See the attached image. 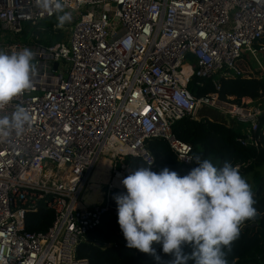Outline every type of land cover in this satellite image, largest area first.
Here are the masks:
<instances>
[{
    "label": "built area",
    "instance_id": "obj_1",
    "mask_svg": "<svg viewBox=\"0 0 264 264\" xmlns=\"http://www.w3.org/2000/svg\"><path fill=\"white\" fill-rule=\"evenodd\" d=\"M70 21L37 0H0V51L28 48L32 87L0 109L29 116L23 131L0 138V264H87L77 247L105 215L114 183L139 157L155 169L146 141L163 138L179 162L191 146L173 123L211 108L256 144L264 110L194 96L192 77L238 75L246 55L264 73V0H62ZM62 14V13H60ZM66 27L63 41L43 43ZM103 159L109 162L103 199L87 203L84 189ZM45 198L53 221L45 232L24 229V215Z\"/></svg>",
    "mask_w": 264,
    "mask_h": 264
},
{
    "label": "clouds",
    "instance_id": "obj_2",
    "mask_svg": "<svg viewBox=\"0 0 264 264\" xmlns=\"http://www.w3.org/2000/svg\"><path fill=\"white\" fill-rule=\"evenodd\" d=\"M37 2L59 14L58 27L71 20L62 0ZM32 59L28 48L0 51V109L32 87ZM28 120L20 107L0 116V138L21 133ZM193 159L195 166L183 176L167 167L158 172L138 167L121 179L125 191L113 197L125 246L151 255L156 264H187L189 259L193 264H227L224 249L238 237L243 222L257 214L238 166L226 161L216 167L208 159ZM154 244L172 259L162 262ZM185 246L191 252L185 253Z\"/></svg>",
    "mask_w": 264,
    "mask_h": 264
},
{
    "label": "trees",
    "instance_id": "obj_3",
    "mask_svg": "<svg viewBox=\"0 0 264 264\" xmlns=\"http://www.w3.org/2000/svg\"><path fill=\"white\" fill-rule=\"evenodd\" d=\"M238 75L222 76L215 87L211 78L192 77L188 82L189 91L196 97H204L217 93L218 99L228 103L239 104L242 98L252 101L264 97V73L254 70L246 55L237 60ZM264 110V108H262ZM206 110H200L196 116H183L172 125V133L176 138L191 146V161L183 164L163 138H152L146 141L148 151L154 158L155 169L147 166L139 157H127L124 162L129 173L138 167H149L152 171H160L167 167L178 175H185L195 166L196 156L208 159L221 167L226 161L238 166L240 175L250 185L254 207L257 214L245 220L240 226L238 237L230 247L224 249L227 264H264V133L261 126L264 116L259 118L254 135L256 144L245 143L241 130L232 123L217 117H210ZM128 173V174H129ZM127 174V175H128ZM100 184L90 181L83 195L87 203L98 204L102 198ZM113 190L109 202L116 207ZM45 198L38 201L35 210H27L24 215V229L29 232H45L53 221V211L46 207ZM99 243V245H96ZM162 262L172 259L169 254L154 244ZM184 252H191L190 246ZM77 258L87 260V264H156L153 257L136 249H128L117 224V216L105 215L88 231L86 241L77 247ZM187 264H193L191 259Z\"/></svg>",
    "mask_w": 264,
    "mask_h": 264
},
{
    "label": "rangeland",
    "instance_id": "obj_4",
    "mask_svg": "<svg viewBox=\"0 0 264 264\" xmlns=\"http://www.w3.org/2000/svg\"><path fill=\"white\" fill-rule=\"evenodd\" d=\"M57 17L48 21V24L52 25L55 29L58 28V26H57L58 18ZM65 24L66 23H64L63 26ZM62 28L63 29H61L60 31H58V29H57L53 34H51V37L44 38V37L40 36V41L43 43H46V44L63 41L66 38L68 28H66V27H62ZM230 104H232V103H230ZM239 104L244 105V107H246V108H258V109L263 110L262 108H264V97L259 99V100H255V101H252L249 98H242ZM202 110L208 111L209 113H207V115L210 117H217L221 120H226L225 116L222 115L219 111H216V110L211 109V108H203ZM226 122H228V121L226 120ZM261 130L264 133V124L261 126ZM102 169L103 168L95 169L90 181H92V182L95 181L98 184L102 185L104 183Z\"/></svg>",
    "mask_w": 264,
    "mask_h": 264
},
{
    "label": "bare ground",
    "instance_id": "obj_5",
    "mask_svg": "<svg viewBox=\"0 0 264 264\" xmlns=\"http://www.w3.org/2000/svg\"><path fill=\"white\" fill-rule=\"evenodd\" d=\"M98 168H103L102 169V174H103V179H104V182L107 181V178H108V171H109V162L107 159H103L101 161V163L99 164ZM114 183L120 187L123 191H125L123 185L120 183V180L118 178H115L114 179Z\"/></svg>",
    "mask_w": 264,
    "mask_h": 264
},
{
    "label": "crops",
    "instance_id": "obj_6",
    "mask_svg": "<svg viewBox=\"0 0 264 264\" xmlns=\"http://www.w3.org/2000/svg\"><path fill=\"white\" fill-rule=\"evenodd\" d=\"M251 63V62H250ZM251 65V67L254 69V70H257V68H255L252 64H250ZM90 180H91V178H90ZM90 180L88 181V184H89V182H90ZM88 184H87V186H88ZM87 186H86V188L84 189V193H85V191H86V189H87ZM100 190H101V192H102V198H101V200H100V202L102 201V199H103V192H104V190H105V182L100 186ZM99 202V203H100Z\"/></svg>",
    "mask_w": 264,
    "mask_h": 264
},
{
    "label": "water",
    "instance_id": "obj_7",
    "mask_svg": "<svg viewBox=\"0 0 264 264\" xmlns=\"http://www.w3.org/2000/svg\"><path fill=\"white\" fill-rule=\"evenodd\" d=\"M225 121V120H224ZM96 245H99V243H96Z\"/></svg>",
    "mask_w": 264,
    "mask_h": 264
}]
</instances>
